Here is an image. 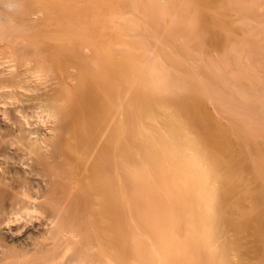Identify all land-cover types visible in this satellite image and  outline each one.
<instances>
[{
  "label": "bare ground",
  "instance_id": "bare-ground-1",
  "mask_svg": "<svg viewBox=\"0 0 264 264\" xmlns=\"http://www.w3.org/2000/svg\"><path fill=\"white\" fill-rule=\"evenodd\" d=\"M208 1L0 0V264H264V0Z\"/></svg>",
  "mask_w": 264,
  "mask_h": 264
},
{
  "label": "rangeland",
  "instance_id": "rangeland-1",
  "mask_svg": "<svg viewBox=\"0 0 264 264\" xmlns=\"http://www.w3.org/2000/svg\"><path fill=\"white\" fill-rule=\"evenodd\" d=\"M210 1H211V2H210ZM210 1H208V2H210V4H212V6H215V4H216V1H218V0H214L215 2H214V1L212 2V0H210ZM206 4H208V5H209V3H207V2H206ZM209 6H211V5H209Z\"/></svg>",
  "mask_w": 264,
  "mask_h": 264
}]
</instances>
